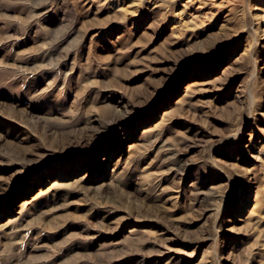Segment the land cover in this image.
I'll return each instance as SVG.
<instances>
[{
	"label": "rangeland",
	"instance_id": "374dc122",
	"mask_svg": "<svg viewBox=\"0 0 264 264\" xmlns=\"http://www.w3.org/2000/svg\"><path fill=\"white\" fill-rule=\"evenodd\" d=\"M0 264H264V0H0Z\"/></svg>",
	"mask_w": 264,
	"mask_h": 264
}]
</instances>
